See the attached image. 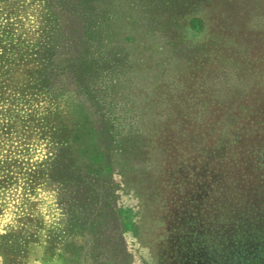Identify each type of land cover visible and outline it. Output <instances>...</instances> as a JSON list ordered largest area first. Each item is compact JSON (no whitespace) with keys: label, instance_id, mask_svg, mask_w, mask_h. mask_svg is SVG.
Wrapping results in <instances>:
<instances>
[{"label":"rangeland","instance_id":"rangeland-1","mask_svg":"<svg viewBox=\"0 0 264 264\" xmlns=\"http://www.w3.org/2000/svg\"><path fill=\"white\" fill-rule=\"evenodd\" d=\"M131 1L93 44L78 0H0V235L20 264H264V0Z\"/></svg>","mask_w":264,"mask_h":264},{"label":"trees","instance_id":"trees-1","mask_svg":"<svg viewBox=\"0 0 264 264\" xmlns=\"http://www.w3.org/2000/svg\"><path fill=\"white\" fill-rule=\"evenodd\" d=\"M116 1L117 0H78V6L83 7L84 8L83 10L85 11L84 12V17L86 19L85 20L86 22L85 23L86 24L85 34L88 37L87 41L94 44L95 43L94 40L95 39L97 40V38L100 37L101 34L102 35L104 34V30H105L104 25L107 22H109V19H110L109 18L110 12L109 13L107 12L106 5L110 6V8H113V7L115 8L118 6L120 7L129 6V8L132 7L131 0H120L121 4H116ZM207 1H210V0H207ZM128 12L129 11L127 10L126 18L130 20L131 16L128 14ZM180 19L182 22H184L185 30L189 34L197 36V35H202L205 32L204 31L205 22L200 15L190 14V15H186L185 17V14H184L183 16H181ZM130 21L133 22L132 19ZM125 43L128 45H131L132 43L134 44L136 43V38H134V36H129L125 39ZM91 54H92L91 55L92 59L93 60L96 59L95 52H92ZM99 67H101L100 63H99ZM102 70L107 71L105 68H103ZM113 105L114 104L112 103V107ZM111 111L112 109H109L107 112L108 113L107 117L109 118V119L107 118L108 125L110 129H112V131L110 130V132L112 133L111 138H112V143H113V146L111 147L112 151L109 154H111L110 156H112L113 154L118 153L119 158H121L127 155L129 150H131L132 148H135V146L140 145V143L142 142L141 140L142 136L139 133L136 135V138L131 136V131H127L126 130L127 126H125V124H120L121 123L120 121L118 124H115L114 120L115 121L117 120L111 119L110 117ZM123 113L126 115L127 111H124ZM144 130H145V140L148 139L146 137L148 136V134L150 135L151 132H157V131L163 130L162 135H164L165 137H168V135L174 132L170 130L165 131V129L162 127V124L160 125L154 124L153 127H151L150 129L149 127H147V128H144ZM174 149L175 150L173 152L171 151V153L167 152V154H169L167 156V161L172 162L174 160L175 151L177 150H179V152L182 151L180 148H174ZM11 169H12V164L8 162H0V190L2 189V190L7 191L11 186H14V190L16 192V189L19 188L18 178H16V176H13L14 174L11 171ZM19 169L22 170L21 168ZM21 179H23V182H22L23 192L21 193L22 197H20V205H23L24 201H26V193L27 191L31 190V187L34 183V180H35L34 172L32 170L22 172ZM170 187L172 186L170 185ZM172 194H175L177 196V194H180V192L178 191L177 193L176 191L175 193L173 191ZM1 196L2 195L0 194V197ZM29 240H30V235H23L20 230L19 231L11 230L5 234L0 235V253L4 256L6 264H20V259L25 258L27 255Z\"/></svg>","mask_w":264,"mask_h":264}]
</instances>
